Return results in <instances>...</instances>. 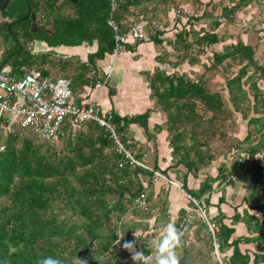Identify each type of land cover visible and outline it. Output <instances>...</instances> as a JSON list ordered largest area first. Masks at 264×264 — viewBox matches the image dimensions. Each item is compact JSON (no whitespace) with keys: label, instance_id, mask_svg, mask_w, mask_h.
I'll use <instances>...</instances> for the list:
<instances>
[{"label":"trees","instance_id":"trees-1","mask_svg":"<svg viewBox=\"0 0 264 264\" xmlns=\"http://www.w3.org/2000/svg\"><path fill=\"white\" fill-rule=\"evenodd\" d=\"M117 1L118 7L114 13L116 22L137 15L142 19L148 11L153 17L157 13L165 15L169 5L200 2ZM226 1L224 5L218 3L221 6L219 14L213 15L209 29L199 27L196 30L194 25L188 23L187 18L185 21H176L178 30H175L173 39L169 42L172 53L166 57L162 55L159 59L167 61V57L172 55L173 59L167 63L173 68L183 64L190 67L197 65L204 69L203 73H166L165 70L157 69L147 77L151 108L132 116L121 117L112 112L113 122L119 132L127 136L129 127L137 125L148 138L152 137L148 131L151 112L161 113L164 122L155 126L154 132L167 133L172 165L174 168H184L182 188L199 202L215 229L214 235L219 245L216 253L211 236L200 232L206 226L200 215L196 218L194 216L187 228L181 227L185 210L180 211L176 219L169 220L183 232L182 245L177 249L179 264H264V224H257L256 220V230L250 229L256 235L233 239L232 224H226V216L220 212L210 219L207 215L209 201L203 198L211 191L212 182L213 187H218L230 171H238L236 161L226 163L230 158L227 154L217 158L211 151L210 144L215 136L226 138L224 130L232 113L245 117L243 103L251 104L250 96L253 115L246 125L252 129L245 133L242 140H238L240 146L237 144L234 156L248 161L249 157L264 152V93L256 83L258 76L264 78V55L257 54L256 46L236 37L233 42L224 44L221 52L213 51L211 59L207 58L209 63L201 61L210 47L225 43L226 31L220 33L221 29L233 24L238 14L257 0ZM23 2L29 4L35 17L38 16L36 21L43 29L31 33L30 19L22 20L20 17L7 25L10 36L16 41L18 35L15 31L21 29V36L25 41L42 42L47 45L48 50L36 54L26 51L12 64L13 73L19 75L21 67H35L44 74L55 73L70 81L71 91L77 102H86L87 96L92 92L89 89L94 88L97 81L90 80V72L98 69L97 61L105 59L114 47L112 32L106 23L110 14L108 2L42 0L40 3L35 0L34 11L31 0H21V5ZM159 5L164 9H159ZM218 6H213V10ZM27 13L28 10L24 15ZM204 16L203 12L200 18L193 17V21ZM45 27H50V31ZM154 29V35H150L148 39L145 33V40L161 45L164 29ZM16 42L18 46L7 54L5 60L21 52V45ZM142 42L143 40L137 41L135 45ZM93 43H96L95 51L88 54L86 61L82 63L53 57L56 48L78 47L83 44L90 47ZM260 58L263 65L258 63ZM6 62L3 61L1 67ZM228 62H231L230 65ZM232 63L238 65V68L229 76L227 72L232 68ZM207 72H213V77L227 76L224 77V90L209 89L207 83L213 77H208ZM108 93L112 96L113 90ZM187 139L189 143H186ZM0 146H3L0 152V264H37L40 258L47 255L60 258L63 264H79L78 259L86 264H134L123 244L135 239L136 250L144 253L141 264H154L153 248L149 245L148 238L143 237L144 232L152 226L147 221L153 218L151 211L154 209L150 202L147 212L134 206V199L147 193L153 186L151 174L140 167L134 170L119 168L121 156L115 152L114 144L104 129L87 123L74 129L72 136L54 144L38 142L36 137L27 133L22 136L0 133ZM139 157L138 154L135 155L136 159ZM209 165L215 168L216 175H206L199 182L197 190L188 189L187 175H199L201 168ZM154 169L157 170L158 167L154 166ZM251 172H245L243 177ZM138 173L142 175V179L137 178ZM147 195L149 201L153 196L152 191ZM191 205L195 208L192 203ZM255 208L262 210L263 206L256 205ZM127 213L137 217L133 224L123 221ZM240 218L242 217L236 214L232 221L238 222ZM186 229L195 230L192 231L193 236L195 233L194 238L201 242L200 246L197 247L195 239L185 243ZM123 231L128 235L122 236ZM135 231H140L136 238L133 234ZM161 235V230L154 233L155 240ZM242 242L257 243L258 253L252 256L247 252L242 253L239 249Z\"/></svg>","mask_w":264,"mask_h":264},{"label":"crops","instance_id":"crops-1","mask_svg":"<svg viewBox=\"0 0 264 264\" xmlns=\"http://www.w3.org/2000/svg\"><path fill=\"white\" fill-rule=\"evenodd\" d=\"M22 9L23 8L21 7V0H15V4L9 6L5 10V13L8 14L12 12L15 14L17 12L22 11ZM246 10H251L255 12L253 6L248 7ZM240 13L241 15H245L244 11H241ZM37 18L38 16L35 17L36 20ZM36 23L37 25H39L37 21ZM241 23L244 24V22L242 21ZM236 25L237 24H235L234 22L233 24H230L228 26L235 27ZM263 25L264 24H262L260 27H264ZM47 28L49 27H45L46 30ZM162 28L164 29V34L161 37L163 40V43L161 44L163 49H161L160 45H156L153 42L147 40H144L142 43L138 45H135L137 41L129 40L125 46L124 52L119 56L117 57L107 56L105 57V59L101 61H97L96 64L98 68H101L106 64H112L114 66L113 74H115V77L112 81H109L110 82L109 86H111V88L113 89V95L112 96L109 95L108 93L109 89L105 86L94 87V89H92V92L89 94V96H87L86 101H94L97 104H99L104 110L115 112L121 117L132 116L135 114V112L139 113L141 110H143L141 112L143 113L146 109L151 108V102L149 100L150 89L148 86V81L146 79L148 72L149 74H152L157 69L164 70L166 68L168 69L166 70V73L177 72L175 71L176 68H173L172 65H169L166 59L162 61L159 60L160 58H158V56L161 55V51L167 53V54L163 53L165 57L167 55H170L169 53L171 51V47L169 46V42L173 39L172 37L175 32L171 22L165 24ZM248 28L249 29L245 28L242 30L241 36L240 35L231 36L230 34L229 35L227 34L224 37L225 43L224 42L219 43L217 46H220V48L217 50L215 49L213 51L221 52L224 44H226L227 42L228 43L233 42V40L236 37H240L244 43H248L252 46H256L257 54L261 53V55H264V37H261L262 35L259 34L260 37L256 38L257 44L254 45L250 43L249 42V36L251 35L250 30L254 34L256 33L253 31L251 27ZM29 29H31L33 32L35 30L34 28H31V20L29 24ZM15 34L18 35L16 41L19 42V38H22L21 36L22 30L17 29L15 31ZM14 39L15 38L10 36V31L7 28V26L0 27V64L3 61H7L4 67H1L0 65V69L4 70L5 72L11 75H16L13 73L14 68L12 64L18 61L17 59H19V57H22L26 53V52L24 53V48L33 54L48 50L47 45L42 42H37V41L28 42L23 39L24 45L23 47H19L21 52L5 60L7 54L11 50L16 49V47L18 46L17 42L13 41ZM8 40H10L9 43H7ZM28 44H32V47L28 48ZM95 49H96V43H93L92 46L90 47L83 44L78 47H70V48L59 47L56 48L55 50L60 51L71 57L79 58L82 61H86L87 55L93 53ZM169 59H172V55L169 56ZM261 59L262 58H260V60ZM260 60L258 61V63L260 65H263L261 64L263 63V61ZM182 66H184L183 70L185 71L183 72L185 73L186 72L191 73V71L188 70H190L192 67H197V72L199 68L201 69V67L198 66L190 67L187 64H183L181 65V67ZM230 70L233 71L235 69L231 68ZM192 73H194V71ZM143 75H145L144 78ZM262 90H264L263 87ZM89 91L87 90V92ZM163 122H164V117L161 115V113L157 111H153L151 112L148 118V131L152 135L151 138H148L147 134L144 133L143 129L138 127L137 125H131L128 131L132 140L139 145L151 146L154 145V143L157 145L156 146L157 153L153 158V163H154L153 165L157 166L159 170L165 171V173H161V174L166 179L175 182L178 188L174 186H170V184L165 180H157L154 183V186L155 188H157V186L159 185L161 186L162 191L164 190L168 192L170 208H172L174 211L178 210L179 213L180 211H184L187 208H189V204L191 202L186 201V199L184 198V196L188 195L182 188L184 168L183 167L174 168L172 165L173 159L171 156V150L169 149L167 142V133L154 132V127L161 125ZM237 123L240 126L241 132L240 134L238 133V135L234 132L232 136L234 137L235 140L240 141L245 136L246 132L243 131V129L246 128L247 123L245 124V126L242 124L240 125L238 120ZM233 157L235 156L233 155ZM229 159L230 158H228L226 163L235 162V161H229ZM209 175L212 176L216 175L215 168L211 169ZM196 176L188 174L186 178L187 188L193 191L198 189L199 182L203 180L199 176L197 177ZM203 198H207V200L209 201V204L207 205L208 206L207 215L209 216L210 219L216 216L220 212L221 214L226 216L225 223L229 225L232 224L231 226L234 227V233L231 238L233 239L248 238L254 236L256 235L255 234L256 232H253L250 229H248L245 225V221H243L242 219L256 218L257 224H262V223L264 224V216H263L264 169L253 170L251 173H247L245 177L238 180V182H236L235 184L228 183L225 186L220 185L218 187L217 186L213 187V182H212L211 191L205 194ZM256 205H262L263 206L262 210L256 209L255 208ZM236 214L242 217L238 222L232 221V217L235 216ZM244 214H246L247 216L245 215L243 217ZM239 249L242 253L247 252L251 256L254 253H258L257 243L242 242L239 244Z\"/></svg>","mask_w":264,"mask_h":264},{"label":"built area","instance_id":"built-area-1","mask_svg":"<svg viewBox=\"0 0 264 264\" xmlns=\"http://www.w3.org/2000/svg\"><path fill=\"white\" fill-rule=\"evenodd\" d=\"M103 1L109 4L110 14L106 23L111 29L114 42L112 52L108 56L117 57L124 52L129 40L142 41L146 39V25L137 18L116 22L114 13L118 7V1ZM178 14L177 11L175 17L180 18ZM11 22L12 19L3 10H0V27L7 26ZM154 28H157V25H154ZM31 47L32 44H28V48ZM55 56L63 60L70 57L60 51H55ZM19 71L20 75L16 76L0 69V133H14L22 136L28 130L34 132L44 142L54 144L72 136L74 129L87 123H93L104 129L108 138L113 142L115 152L121 156V161L118 163L119 168L128 167L129 170H134L140 167L151 174V183L163 179L170 186L178 188L175 182L166 179L159 171L145 166L133 157L129 148L130 142L124 141L123 133L118 131L113 122L112 112L104 110L94 101L77 102L68 79L53 73L44 74L40 70L26 67H21ZM113 72L114 66L106 64L92 70L89 78L90 80L97 79L95 87H104L110 81L109 78ZM2 150L3 146H0V152ZM236 163L238 171L235 173L230 171L222 186L238 182L247 171L264 169V152L249 157L248 161L238 158ZM137 178L142 179V175L138 173ZM186 196L195 208L185 210L181 227L187 228V225L192 222L194 214H199L206 224L201 231L211 236L216 253L219 245L216 242L213 225L208 221L206 212L200 207L199 202L189 195ZM134 206L147 212L149 210L147 193L137 196L134 199ZM151 212L153 214L155 210Z\"/></svg>","mask_w":264,"mask_h":264},{"label":"rangeland","instance_id":"rangeland-1","mask_svg":"<svg viewBox=\"0 0 264 264\" xmlns=\"http://www.w3.org/2000/svg\"><path fill=\"white\" fill-rule=\"evenodd\" d=\"M174 1L177 2V1H180V0H174ZM257 1L252 3V6L256 8L254 14H253V11H251V10H246V9L243 10L245 12V15H241V13H240L239 16L234 21L235 24H237V25L235 27H233V26L230 27L228 25L224 26V28L221 29L220 33H223V31H226L225 36L227 34L228 35L230 34L231 36H236V35H240L241 36V32H242L243 29H245V28L249 29L248 27H251L256 34L251 32V30H250L251 35L249 36V42L254 44V45H256L257 44L256 38L260 37L259 34L262 35L261 37H264V27H260L263 24V21H264V1H262V0H260L259 2H257ZM218 3L224 5V4L227 3V1L226 0H200V2H198V4L191 3V1H190V2H187V3L183 2L182 4L174 5V6L169 5L168 6V11L166 12L165 15L162 14V13H157L155 17H153L151 15V12L148 11L146 14L143 15V18L141 19V21L143 23H145V25H146V34L148 36L147 39L149 38L150 35H154V31H155L154 25H157V29H160L165 24H168V23L171 22L172 23V27L174 28V30H178V28L176 26L177 25L176 21H179V22L180 21H185L186 18L189 21L188 23H190V24L195 26L196 30L199 27H204L205 29H209L212 26L211 23L213 21V15L216 16V15L219 14L221 6H218L219 5ZM31 5H32V10L34 11L36 9L35 0H31ZM215 5H217L218 7L213 10V6H215ZM21 7L23 8L22 11L17 12L15 14L14 13H8L7 14L12 19V21L17 20L20 17H21V19H23L25 17V15H23L24 14L23 12H25L28 9H31L29 4L26 3V2H23ZM148 7H150L149 4H148ZM162 8H163V6L159 5V9H162ZM177 11L179 12L178 15H179L180 18L175 17V14L177 13ZM203 12L205 14V16L203 18L201 17V19L193 21V17H199L200 18V15ZM139 16L140 15L133 16V17L130 16V17H127L126 19H128V18H137L138 20H140L138 18ZM241 21L244 22V24L241 23ZM12 29L15 31V27L12 26ZM50 29H51L50 27L47 28L48 31H50ZM9 42H10V40L7 41V43H9ZM19 44L21 45V47L24 45L23 38H19ZM219 48H220V46H217V45H216V47L215 46L210 47V49H208L206 54L202 57L201 61L209 63L210 61L207 58L211 59V57H212L211 53H213V50H215V49L217 50ZM161 49H163L162 46H161ZM26 51H28V50H26L24 48V53ZM163 53L164 52L161 51V55L158 56V58L162 57ZM171 53L172 52L170 51L169 54H171ZM53 57L55 59H58L55 56V54H54ZM67 59L74 61V63L76 61H79V63L83 62L79 58L71 57V56L68 57ZM172 59H169V57H167V61H170ZM64 60H66V59H64ZM230 63L231 62H228L229 65H230ZM232 68L233 69H237L238 65L232 63ZM34 69H35V67H32V70H34ZM183 69H184V66H182V67L178 66L175 69V71H177L178 73H183V71H185ZM186 69H187V67H186ZM164 70L166 71L168 69L166 68ZM50 71L54 72L51 69H50ZM188 71H191V72L194 71L193 74H196V75L198 74L199 75V74L204 72V69L203 68H201V69L199 68V70L197 72V67H192ZM167 72H170V71H167ZM220 72H221V70H220ZM170 73H172V72H170ZM232 73H233V71L229 70L227 72V75L230 76ZM53 74H55V73H53ZM55 75H57V74H55ZM150 75L151 74H149V72H148V74L146 76L147 81H148L147 77L150 76ZM206 75L208 77H210V76L213 75V72H207ZM144 76L145 75H143V78H144ZM114 77H115V74H112L111 77L109 78V80L112 81L114 79ZM224 77H227V76H219V75H217V77L215 76V77L211 78L210 82L207 83L209 89L211 91H214L216 89L219 90V91L224 90V87L226 85V83H225L226 80H224L225 79ZM249 83H250V81H249ZM256 83H257V85H259L260 91H262L264 93V90H262V87L264 88V78H261V77L258 76V78H256ZM109 85H110V82L108 81L106 83L105 87H107L109 90H113L111 88V86H109ZM92 89H94V88H90V91H92ZM249 93H251V91ZM250 98H251V96H250ZM250 98H249V100H250L251 104H248V102L243 103V110L245 112V117L244 118L241 117V115L239 113H237V114L232 113V118H230L227 121L225 130H224L225 134H226V138L220 139L217 136H215V140L211 142V144H210L211 151L216 154L217 158L220 155L227 154V157H230L232 159V160L230 159L231 161H236L237 160L235 157H233V155L237 151L236 150L237 144H238V146H240V145H239V141L235 140L234 137L232 136V134L235 132L238 135V133L240 134V132H241L240 131L241 130L240 126L236 122V119L239 121L240 125L242 124V125L245 126V124L247 123V120L253 115V113L251 112V109H250V107L252 105V100ZM227 107H228V105H227ZM142 111L143 110H141L139 113H141ZM139 113L135 112L134 115H137ZM208 116H209V114L206 115V117H208ZM250 129H252L251 126H247L246 125V128H244L243 131L249 132ZM25 132L27 134H29L30 136L36 137V140L38 142H41V143L44 142L34 132L28 131V130L25 131ZM123 135H124L125 139L130 142L129 148H130V151H131V154L133 155V157H135V155L138 154L140 156L138 158V161L143 163L145 166L155 170L154 169V165H153L154 164L153 163V158H154V156L157 153V148H156L157 145L155 143H154V145H151V146L139 145L135 141L133 142L132 138L130 137V134L126 136L125 133H123ZM186 143H189L188 139L186 140ZM172 162H173V160H172ZM212 168L213 167H211L210 165L208 167H206V168H201L202 171L197 176H199L201 179H204L205 176L209 174V172L211 171ZM156 171H159L160 173H164V172H162L159 169H157ZM161 180H163V179H161ZM227 184H225V185H227ZM233 184H235V183H233ZM151 191L153 193V196L149 200V202L151 204V208L154 209L155 212L152 214L153 218H151V219H149V221H147V223L149 225H152L151 228L147 229L148 231L144 232V234H143V237L148 238L149 245H151V241L155 240L154 233L159 232L161 229H163L166 226V224H169L170 223L169 220H174L177 217H179V215H180L178 213V210L174 211L172 208H170V206H169L170 203H169V199H168V195L169 194H168V192H166L164 190L162 191L161 186L158 185L157 188H155L154 183H153V186L150 189L147 190V193L150 194ZM184 198L186 199V201H189L187 196H184ZM189 208H192V205L190 206V204H189ZM127 214L128 215H126L124 217L123 221L126 224H133L136 221L137 217L131 215L130 213H127ZM194 216L196 218V217L199 216V214H194ZM142 218H143V216H142ZM242 220L245 221V225H246V227L248 229L256 230V227H257L256 222H255L256 219H254V218L253 219L245 218V219H242ZM141 223H145V222L141 221ZM186 231H187L186 233L184 232L185 233L184 237L186 239L185 243L189 242L190 240L193 241L195 239L194 241H195V244L197 245V247L200 246L201 242H199L196 238H194L195 233H194V236H193V232L195 230L186 229ZM135 232H133V233H135ZM200 232H201L202 235H205L204 232H202V231H200ZM139 233H140V231H137L135 234L138 235ZM126 234H127V232L126 233L124 231L121 232L122 236H124V235L126 236Z\"/></svg>","mask_w":264,"mask_h":264},{"label":"clouds","instance_id":"clouds-1","mask_svg":"<svg viewBox=\"0 0 264 264\" xmlns=\"http://www.w3.org/2000/svg\"><path fill=\"white\" fill-rule=\"evenodd\" d=\"M162 235L159 239L151 241L154 251V264H179L177 249L182 245L183 232L178 230L175 225L169 223L161 229ZM134 237L136 238V234ZM137 239L125 242L123 248L131 254L134 264H141L144 259V253L137 251L135 247ZM79 264H86L85 261L78 259ZM37 264H63V261L55 256H43L37 261Z\"/></svg>","mask_w":264,"mask_h":264},{"label":"water","instance_id":"water-1","mask_svg":"<svg viewBox=\"0 0 264 264\" xmlns=\"http://www.w3.org/2000/svg\"><path fill=\"white\" fill-rule=\"evenodd\" d=\"M59 1H67L71 3H76L77 0H59ZM15 4V0H0V10H6L9 6H12ZM30 19L31 20V28H34V32L30 29L31 33H35L39 31L40 29H43L41 26L37 25L35 16L33 12H31L30 9H28V13L25 15V17L22 20L25 19Z\"/></svg>","mask_w":264,"mask_h":264},{"label":"flooded vegetation","instance_id":"flooded-vegetation-1","mask_svg":"<svg viewBox=\"0 0 264 264\" xmlns=\"http://www.w3.org/2000/svg\"><path fill=\"white\" fill-rule=\"evenodd\" d=\"M40 1V3H42V0H39Z\"/></svg>","mask_w":264,"mask_h":264}]
</instances>
